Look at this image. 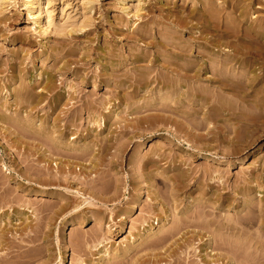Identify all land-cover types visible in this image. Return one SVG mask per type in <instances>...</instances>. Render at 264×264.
<instances>
[{
	"label": "rangeland",
	"instance_id": "rangeland-1",
	"mask_svg": "<svg viewBox=\"0 0 264 264\" xmlns=\"http://www.w3.org/2000/svg\"><path fill=\"white\" fill-rule=\"evenodd\" d=\"M45 4L0 8L3 264H245L220 225L264 195V83L230 56L264 0Z\"/></svg>",
	"mask_w": 264,
	"mask_h": 264
},
{
	"label": "bare ground",
	"instance_id": "bare-ground-1",
	"mask_svg": "<svg viewBox=\"0 0 264 264\" xmlns=\"http://www.w3.org/2000/svg\"><path fill=\"white\" fill-rule=\"evenodd\" d=\"M10 0H0V8L2 2L7 3ZM91 1V0H87ZM22 3L25 7L30 8V11L32 10V15L36 16V18L43 23L45 29H49L51 20L49 17V12L46 9L45 0H22ZM183 20H179L178 25H181ZM84 25V24H82ZM253 32L254 39L248 46H241L240 44L236 45V47L233 49V54L230 56V58L235 59L237 58V64H239L240 67H244L246 70L247 67H249L247 71V80L250 83H264V22L258 23L255 26L251 27ZM257 66L259 73H256L253 77L250 76L253 72L252 67ZM230 79L226 75L219 76L217 82L218 83H226V81ZM28 97V96H27ZM105 124V122H104ZM47 183V182H42ZM262 188L261 186H259ZM244 207H245V214H243V218L240 221L232 223V220H228L225 224H221L220 226L227 229V232L229 234L228 240L231 241L229 244L233 243H240L242 244V248H244V258H245V264H256V260L258 259L259 254H261V250L264 249V244L262 242V237L260 235V229L264 227V195L259 196L260 199H258L257 203L254 202L252 198V189H250L249 184H245L244 187ZM78 195L81 197V193L77 192ZM262 193V191H260ZM220 207H223L222 204H219ZM253 208H256L255 212ZM14 213V212H13ZM20 214L16 213V217H19ZM25 224L23 229H20L21 236H26V238H29V242L32 241V233L35 232L34 230V224L32 221H27V219H20ZM7 227V226H6ZM4 229V228H3ZM3 229L0 231V236L3 233ZM256 230V233H252V231ZM17 231V229H15ZM151 231L152 233H155V229L148 230L147 233L143 234V236H150L151 233H148ZM238 233H241L239 236ZM141 238H144V237ZM31 238V239H30ZM18 247V246H17ZM23 246L19 244L18 248H22ZM233 255H227L226 259L230 261L231 264H235L236 261V255L235 253H232ZM253 257V258H251ZM4 258V257H3ZM0 259V264H3L2 261L4 259ZM62 261V260H61Z\"/></svg>",
	"mask_w": 264,
	"mask_h": 264
}]
</instances>
